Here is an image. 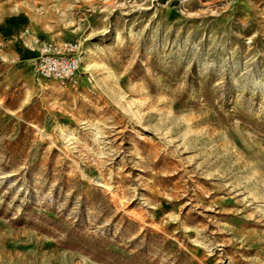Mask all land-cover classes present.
<instances>
[{
	"label": "rangeland",
	"instance_id": "374dc122",
	"mask_svg": "<svg viewBox=\"0 0 264 264\" xmlns=\"http://www.w3.org/2000/svg\"><path fill=\"white\" fill-rule=\"evenodd\" d=\"M0 264H264V0H0Z\"/></svg>",
	"mask_w": 264,
	"mask_h": 264
},
{
	"label": "built area",
	"instance_id": "2783aa9c",
	"mask_svg": "<svg viewBox=\"0 0 264 264\" xmlns=\"http://www.w3.org/2000/svg\"><path fill=\"white\" fill-rule=\"evenodd\" d=\"M33 45L36 58L31 66L39 78L54 81L61 88L79 84L82 49L77 41L58 44L34 38Z\"/></svg>",
	"mask_w": 264,
	"mask_h": 264
}]
</instances>
